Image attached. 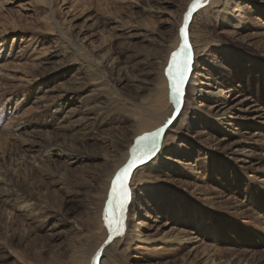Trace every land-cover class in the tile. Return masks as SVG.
Masks as SVG:
<instances>
[{
    "label": "rangeland",
    "instance_id": "rangeland-1",
    "mask_svg": "<svg viewBox=\"0 0 264 264\" xmlns=\"http://www.w3.org/2000/svg\"><path fill=\"white\" fill-rule=\"evenodd\" d=\"M192 1L0 0V264L90 263L132 114L165 118L151 101L162 78L171 91L167 58ZM221 3L188 27L190 54L203 52L184 87L189 129L167 133L174 157L134 168L130 231L99 264L264 258V131L240 106L264 109V0Z\"/></svg>",
    "mask_w": 264,
    "mask_h": 264
},
{
    "label": "bare ground",
    "instance_id": "bare-ground-1",
    "mask_svg": "<svg viewBox=\"0 0 264 264\" xmlns=\"http://www.w3.org/2000/svg\"><path fill=\"white\" fill-rule=\"evenodd\" d=\"M222 0H203V5L201 7L198 8V10L201 8L202 11H204L206 14H208V12L210 10H217L219 8H221L224 4L221 3ZM193 3V1H192ZM191 3V5H192ZM191 5L188 7L187 9V12L183 18V25L181 24V29H184L185 31V36L182 37L181 33H179L177 35V39L176 41L174 42V46L171 47L170 49V52H169V55H168V60L171 59V56L174 52L178 51L179 48L181 47L182 43H184V40H185V37H186V40H187V43L189 45V48H190V51H193V46L191 47L190 44H189V24L194 16V14L197 12L194 11L192 12L191 16H188V13L190 11V8H191ZM1 8H3L1 6ZM237 8V11L233 12L234 13V17H238V15H235L238 11H239V7L236 6ZM218 11V10H217ZM220 11V10H219ZM221 14V13H220ZM230 14V12H229ZM191 42V41H190ZM196 48V47H195ZM196 55H203V52L201 51H196V53L193 52V55H192V52H191V56L194 57ZM75 56V54H74ZM74 58V57H73ZM196 58V57H195ZM195 60V59H194ZM193 60V61H194ZM191 68V67H190ZM166 69V68H165ZM188 76H189V73H188ZM188 76H187V79H188ZM94 79V78H93ZM187 79H186V82H185V85L187 83ZM93 81V80H92ZM94 81H97L96 79ZM161 81H163V84L162 86L160 87L159 86V90L157 91L158 92V98H154L156 100L154 101H151L152 103V107H153V112L157 113V114H164L165 118L161 117V118H157L158 119V122L156 121H151V120H147V119H144V115L141 113V112H136L134 111V113L132 114L137 120L138 122V126H139V129L138 131L136 132V135H135V139H134V142L132 143V148H130V152H128V158L126 159V161L124 162H121L120 164H118L116 167H115V174L116 172H118L122 167H124L130 160H131V157H132V150L136 147L137 145V140L142 137V136H145V135H148V134H155V133H159L158 135V138H157V141H156V145H155V150L152 152L151 156L148 157V158H145L143 160V162H137L136 166L137 165H141V166H145L143 168L140 167H137L136 169L138 168H141L140 171H144L147 167H150L153 166L156 168H158L157 166L159 164H161V157H159L161 154L163 155L164 153H166L167 155L169 156H172L174 157L175 154L173 152V150L171 152H167V148L166 146H168L169 144H171V142H175V139L173 138L174 136H170L168 137V134L170 131L171 132H175V131H172L171 129L172 128H175V127H178L176 129H183V128H187L189 129V121H187V119L185 118V113L184 112V107L185 105H189L188 102H186V99L184 98V88H183V97L181 98V101L179 103V105H177L174 100H173V97H172V93L170 91V93L168 92L167 90V85H166V82L164 81V78L161 79ZM161 84V83H160ZM184 85V87H185ZM170 88V87H169ZM91 91V90H90ZM93 91V90H92ZM94 93V92H93ZM209 94V93H208ZM213 94V93H212ZM102 97V95H101ZM143 105V104H142ZM148 105V104H147ZM146 106V105H145ZM240 106L242 108H245L246 106H249V108L247 110H245L244 112L248 113L250 115L249 118H245V120H243V122L245 123V126L248 130H256V131H264V109L262 107H260V105H258L257 103L255 102H250L249 104L245 105L244 102H241L240 103ZM135 107V106H134ZM150 107V108H152ZM149 108V106L147 107ZM60 109V107L58 108ZM243 111V110H240V112ZM243 112V113H244ZM223 116V115H222ZM186 119V120H185ZM192 121V120H191ZM154 123V125H153ZM178 124V125H177ZM177 125V126H176ZM192 128V127H191ZM170 129V130H169ZM177 130V131H179ZM152 131H155V132H152ZM259 132V133H260ZM178 133V132H177ZM261 134V133H260ZM256 136H258L259 134H255ZM177 137V136H176ZM175 137V138H176ZM256 139L259 140V137H257ZM255 139V142H258V140ZM167 140H170V141H167ZM178 148V147H177ZM38 152V151H36ZM45 151H41L40 155L39 156H42L43 153ZM48 152V151H47ZM164 154V155H166ZM158 155V156H157ZM240 155H246L244 152L240 153ZM240 155L238 159V163L240 164H243V163H247V160H245L244 158H242ZM156 157V161H154ZM35 158V157H34ZM160 159V160H159ZM168 161H171L172 163L178 165L179 167H182V164L177 162V161H174L173 162V159H167ZM134 166V168L136 167ZM134 168L132 169L130 175L134 172L135 174V171L136 169L134 170ZM115 176V175H114ZM154 176V175H153ZM114 178V177H113ZM129 179H130V176H129ZM129 181V180H128ZM132 180H130L128 182V187L130 189V198L132 199V202L131 204L134 202L135 203V200H137V194H135V192L133 191V189L130 187L131 182ZM134 182V185H136V182L137 184H142V181L141 182H138V181H133ZM111 184H109V187L110 188ZM242 190V189H241ZM249 190V189H248ZM242 196H244L242 194ZM241 196V197H242ZM250 196H248L247 198H249ZM129 202L127 204V208L129 206ZM107 205V204H106ZM134 205V204H133ZM29 207L31 205H28ZM130 207V206H129ZM132 210V209H131ZM106 211V210H105ZM223 216V215H222ZM146 215L144 214V212H140V214L138 216H136V219H141V218H145ZM131 220V211L129 212L128 209L126 210V213H125V227L122 231L121 234H115V233H110L109 230L106 231V234H105V237L103 239V242L100 244V246L98 247V249H96V251L93 253L92 257H91V260H90V263L89 264H99V258L102 257V254H103V259L107 257L108 254H110V249H108L109 247H107L109 244H111V246H115V247H118L121 243H123L125 240V237L128 232L130 231L129 230V221ZM202 220V218H201ZM201 220L199 222H201ZM137 225V224H136ZM139 226V225H138ZM136 228V227H135ZM180 241V240H179ZM123 245V244H122ZM254 251V250H252ZM249 252H251L249 250ZM258 252V251H257ZM255 252L252 254V264H260L264 262V258L262 260V256L259 254V258H258V253ZM252 253V252H251ZM113 255V254H112ZM102 258H101V261H102ZM70 260V259H69ZM78 260V259H77ZM208 260V259H207ZM75 261V260H74ZM105 261L104 260L103 264H105ZM210 261V259H209ZM213 261V260H212ZM211 261V262H212ZM214 262V261H213ZM81 264L82 262H80L79 260L76 261V264Z\"/></svg>",
    "mask_w": 264,
    "mask_h": 264
},
{
    "label": "snow or ice",
    "instance_id": "snow-or-ice-1",
    "mask_svg": "<svg viewBox=\"0 0 264 264\" xmlns=\"http://www.w3.org/2000/svg\"><path fill=\"white\" fill-rule=\"evenodd\" d=\"M203 5V0H193L188 16ZM182 37L185 36L184 29H181ZM191 54L186 37L178 51L171 56L167 68V76L170 82L171 93L174 102L179 105L183 97V88L190 71ZM159 133L148 134L137 140L136 147L132 150L131 160L116 172L111 183V195L108 201L107 210L104 213L108 230L110 233L121 234L125 227V213L130 200V189L128 180L130 173L137 162H143L151 156L155 150Z\"/></svg>",
    "mask_w": 264,
    "mask_h": 264
}]
</instances>
